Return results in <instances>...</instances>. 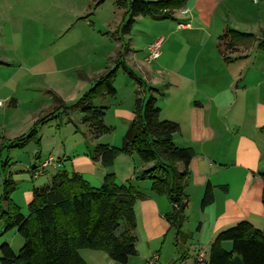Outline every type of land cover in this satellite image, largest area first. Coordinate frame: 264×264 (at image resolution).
<instances>
[{"label": "rangeland", "instance_id": "374dc122", "mask_svg": "<svg viewBox=\"0 0 264 264\" xmlns=\"http://www.w3.org/2000/svg\"><path fill=\"white\" fill-rule=\"evenodd\" d=\"M97 1L0 0V61L4 63L0 65V101L3 102L0 107V214L6 209L3 195L7 176L15 187L10 194L12 203L21 214L27 215L33 189L49 186L58 172L64 171L68 176L77 173L72 169L74 159L93 153L97 141L92 137L91 128L82 122L79 111L60 108L51 113L59 102L63 107L71 106L95 79L117 66L113 79L115 96L97 98L94 105L104 109L102 124L111 129L100 137L110 138L114 147H120L131 122L128 114H133L136 96L145 101L152 86L157 88V96L164 92L162 75L154 71L159 61L146 62L144 58L150 44L159 38L166 39L174 32L176 24L183 21L177 17L156 20L139 16L130 35L123 36L117 30L131 0H124L125 7H118L117 0H104L96 6ZM191 1L196 5L195 0ZM242 5L254 19L260 17L264 28V0L258 4L243 0ZM208 11L204 12L209 20ZM256 27L253 30L256 31ZM128 47L132 52L126 56ZM10 100L15 101L14 107L9 106ZM44 117L47 120L36 125L38 119ZM33 128L37 131L33 140L24 146H11ZM229 155L232 159L226 160L227 163L248 165L243 152L234 155L230 150ZM49 159L53 162L34 177L33 171ZM148 164V168L153 166V163ZM177 169L182 170V166L177 165ZM228 169V175L239 173L242 177L241 168ZM224 184L229 188L228 183ZM237 188L232 183L225 200L234 199ZM223 195L221 193V198ZM199 202L196 197H188L182 224L186 240H179L177 244L173 241L175 246L172 241L164 244L161 259L156 263L151 260V263L194 264L198 247L207 253L208 241L205 237L201 241L197 231L202 222ZM228 224L215 231L214 237L236 223ZM262 228L260 225V230ZM124 229L125 224L121 222L119 232ZM3 243L16 253L20 249L17 244L23 241L16 230L5 232L4 221L0 219V245ZM138 248L145 250L147 246L140 241ZM223 249L230 250L231 244L225 242ZM84 252L97 253L80 250L81 254ZM90 263L98 264L92 260Z\"/></svg>", "mask_w": 264, "mask_h": 264}, {"label": "crops", "instance_id": "0c3cea01", "mask_svg": "<svg viewBox=\"0 0 264 264\" xmlns=\"http://www.w3.org/2000/svg\"><path fill=\"white\" fill-rule=\"evenodd\" d=\"M242 1L195 0L193 5L186 0L185 8L173 11L172 17L183 22H178L174 32L163 38L162 51L156 59L158 69H154L163 78L164 92H159V96L152 86L156 89L153 95L160 110L159 119L177 123L179 131L172 136L174 145L194 152L185 194L201 201L205 186L209 183L213 187V203L200 210L202 222L197 228L200 240L205 237L208 241V248L215 231L224 229L228 223L245 220L257 229L260 225L264 227L263 183L258 175L264 169V50L257 49L258 42L264 39V28L260 17L254 19ZM208 8L209 20L204 12ZM184 10L186 14L182 13ZM179 24L184 26L181 28ZM226 29L252 34L258 41L222 54L218 39ZM130 52L131 47L126 48L125 55ZM128 115L132 121L134 114ZM96 141L114 147L110 138L99 137ZM227 149L234 155L243 152L248 165L227 163L226 160L232 159ZM216 161L218 165L214 164ZM148 165L136 156L124 155L116 157L107 169L93 162L89 155L75 158L72 164L73 171L93 187L101 186L105 173L111 172L117 183L129 181L144 195L134 206L137 254L129 257L126 264H154L161 259L164 244L172 241L175 246L174 230L165 219L171 205L164 196L150 190L149 181L134 180ZM230 167L241 168L242 177L239 173L228 175ZM232 183L238 186L235 198L225 200ZM223 184L225 191L221 189ZM140 241L147 246L145 250H139ZM20 243L17 247L22 246ZM79 255L86 264H91V260L98 264H119L104 252L79 251Z\"/></svg>", "mask_w": 264, "mask_h": 264}, {"label": "trees", "instance_id": "16d2710c", "mask_svg": "<svg viewBox=\"0 0 264 264\" xmlns=\"http://www.w3.org/2000/svg\"><path fill=\"white\" fill-rule=\"evenodd\" d=\"M103 1H97L96 6ZM185 5L186 0H131L117 31L123 36L129 35L139 16L173 19V11L185 8ZM117 6L125 7L124 0H117ZM218 41L223 54L238 46L251 45L258 39L252 34L226 29ZM257 49L264 50V39L258 42ZM116 71L117 66L95 79L71 106L63 107L59 102L51 113L60 108L77 110L82 114V122L91 128L94 139L109 133L111 129L102 124L104 109L96 107L94 101L104 96H115L113 79ZM128 75L133 78L131 73ZM149 91L145 101L136 96L134 119L128 125L121 146L96 144L90 159L105 169L110 168L120 155L136 156L145 164L153 163L134 180L149 181L150 190L167 199L172 210L165 219L175 230L177 244V241L187 238L182 232V224L188 205L185 188L194 152L174 145L172 136L179 131V126L159 119L160 110L153 95L156 90L151 88ZM9 106L14 107L15 101L10 100ZM46 120V117L40 118L36 125ZM36 134L33 128L11 146H24ZM177 165H181L182 170L179 171ZM258 175L263 183L261 203L264 206V170ZM221 189L225 191L226 187ZM14 190V183L7 176L3 195L6 209L0 214V219L4 221L5 232L16 230L23 243L16 253L8 244H1L0 264H86L79 255L80 250L104 252L119 264H126L129 257L136 256L134 206L138 200L144 199V195L136 191L129 181L117 183L114 174L107 172L101 186L93 187L78 173L68 176L64 171L58 172L49 186L33 189L27 215L21 214L12 203L10 194ZM213 200V187L208 183L200 201V210L211 205ZM121 222L125 229L119 232ZM225 242L231 244L228 251L222 247ZM194 264H264V229H257L248 221H240L219 232L210 243L205 258L201 262L195 259Z\"/></svg>", "mask_w": 264, "mask_h": 264}, {"label": "built area", "instance_id": "2783aa9c", "mask_svg": "<svg viewBox=\"0 0 264 264\" xmlns=\"http://www.w3.org/2000/svg\"><path fill=\"white\" fill-rule=\"evenodd\" d=\"M251 1L254 4H257L259 2V0H251ZM182 13L186 14V11L184 10V11H182ZM178 26L182 28L184 25L179 24ZM162 42H163V38H159L155 42H153L152 44H150L148 46V49H147L148 55L146 57L147 62L154 61L159 57V55H160L159 48H160V45L162 44ZM2 106H3V102L0 101V107H2ZM52 162L53 161H51V159H49L47 162H44L39 169H35L33 171V176L34 177L39 176L42 173L41 169L45 168L48 164H50ZM205 255H206L205 252H203L202 250H199L197 253V256H196V261L201 262L205 258Z\"/></svg>", "mask_w": 264, "mask_h": 264}]
</instances>
